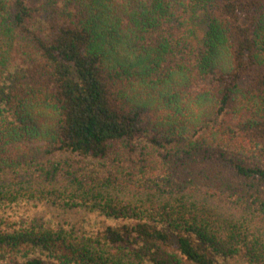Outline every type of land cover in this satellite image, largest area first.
<instances>
[{
  "label": "trees",
  "instance_id": "trees-1",
  "mask_svg": "<svg viewBox=\"0 0 264 264\" xmlns=\"http://www.w3.org/2000/svg\"><path fill=\"white\" fill-rule=\"evenodd\" d=\"M0 264H264V0H0Z\"/></svg>",
  "mask_w": 264,
  "mask_h": 264
},
{
  "label": "rangeland",
  "instance_id": "rangeland-1",
  "mask_svg": "<svg viewBox=\"0 0 264 264\" xmlns=\"http://www.w3.org/2000/svg\"><path fill=\"white\" fill-rule=\"evenodd\" d=\"M77 167L83 169V171L86 173H88L90 171L91 174L93 173L91 175L93 177H94V175H97V177L100 179L107 177V175L104 172L98 171L99 167L95 163H93L92 161L91 162L79 161ZM62 181L65 182L66 180H62ZM186 181H187V179H182L181 183L179 182L180 185H179V187H177V189H173L175 187H169L168 189L161 188L164 191H161L160 188L158 190H157V188L149 190L148 193H151L153 195L152 198L149 200L156 201V202H162V203H164L165 201H168L169 204H173V203H171L172 201L174 202L176 199L179 200L182 197L186 196L184 191H183L184 187H185L184 184L186 183ZM177 182H176V184H177ZM156 183H157V181L155 179L154 184H156ZM125 184L126 183L115 182V184L108 185V186H111L108 188V191H107L108 195L114 199L117 198L119 200H131L136 204L141 202V200L144 201V200L148 199V198H146V195L144 197L142 196V199L139 198V197H141V196H139V192H140L139 188H135V187H133L132 184H128V183H127V186H124ZM67 186L69 188H71L70 185H67ZM101 186H104V185H101ZM69 188L65 187V189H68V190H69ZM196 193L198 194L199 191H197ZM195 196H196L197 200L199 198H202L201 193L198 195L195 194ZM210 197H212V196H210ZM225 200H228V199L226 198ZM175 202H177V201H175ZM209 205H210L211 211L209 212L210 214L209 213L208 214L210 215V222L214 226L215 225L219 226L218 222H223L227 218L237 219L239 217V205L230 206L229 203L217 202V200H213V201L210 200ZM248 219H250V218H248ZM255 220L259 221L260 219H255Z\"/></svg>",
  "mask_w": 264,
  "mask_h": 264
}]
</instances>
